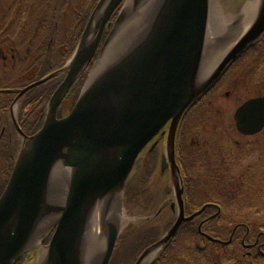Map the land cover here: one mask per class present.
<instances>
[{
    "label": "water",
    "instance_id": "1",
    "mask_svg": "<svg viewBox=\"0 0 264 264\" xmlns=\"http://www.w3.org/2000/svg\"><path fill=\"white\" fill-rule=\"evenodd\" d=\"M105 1L99 0L96 4L67 63L27 86L17 96L52 76L65 74L49 99L41 128L30 136L19 131L22 142L0 195V264H15L31 252L30 240L40 233L38 226L44 223L39 214L45 177L51 165L70 168L71 173L62 205L58 211L57 208L51 211L52 216L55 215L47 229L52 234L45 247V264H74L83 221L97 205L103 207L105 214L112 203L119 206L116 198L122 203L124 185L137 156L165 125H168L166 155L161 156L160 169L164 171L170 166L178 213L168 231L148 246L134 264L150 263L152 259L148 262L146 259L152 252L158 254L183 222L194 220L208 206L188 216L184 213L183 187L174 151L177 126L184 113L224 69L264 32V0L249 28L211 69L201 72V76L198 72L204 50L207 0H165L162 17L141 49L104 71L90 84L88 80L71 111L57 118L59 104L94 56L103 29L122 0H111L98 18ZM90 34L94 37L87 42ZM233 118L242 134L251 135L261 130L264 96L242 103ZM164 134L162 130L161 136ZM119 223H109L107 231L105 226V242L96 264H108Z\"/></svg>",
    "mask_w": 264,
    "mask_h": 264
},
{
    "label": "rangeland",
    "instance_id": "2",
    "mask_svg": "<svg viewBox=\"0 0 264 264\" xmlns=\"http://www.w3.org/2000/svg\"><path fill=\"white\" fill-rule=\"evenodd\" d=\"M13 1L0 0V52L2 51L3 54L8 57L10 47H14L17 50V55L14 53L15 57L13 61H22L25 56L29 58L32 55L31 51L28 52L26 44L30 43V47L35 48L36 42L38 43L40 35H42L37 28L39 26V21L44 17L50 22L49 15L51 14L45 12L46 7L44 5L41 7L42 9L39 8V0ZM43 1L46 3L47 0H41V2ZM78 1L80 2V0H75L77 5H79ZM137 1L138 2L122 0L114 10L104 27L105 30L102 32L99 48H97L92 60L89 61L87 66L83 69L81 76L72 86L75 94L81 81L82 90L85 83L89 80L90 75H93L100 66L102 67L104 61L109 62L113 59L111 49L112 45H114L113 39L115 35L122 31L126 24H129L132 16L137 13L139 8H145L147 6H145L141 0ZM248 2L249 0H215L212 6V10L214 8V11H212L211 15L214 19L221 20L220 24H225V26L227 25L229 28L231 27V29H233L234 24L239 19V15H241L240 11ZM62 3L59 4V8H61L63 12L61 13V17L56 15L57 18L55 20L58 22H54V25L59 24L58 29L64 33L69 27L68 16L70 15L71 7L73 8V3L71 0H62ZM77 5H74V9L81 11V7ZM232 20L235 22H232ZM2 30H4L6 34H3ZM83 30L84 28L81 31V35ZM93 37L94 35L90 34L89 42H91ZM25 41L26 44H24ZM7 59L10 60V58ZM0 60L2 61L1 57ZM59 65L62 66L63 64ZM239 66L240 64L237 67ZM237 67H235L232 73H227V76L225 73L223 79L220 80L219 84L221 85L219 88L214 90L208 98H205L203 103L197 107L196 110L188 114L187 118L185 117V125L184 127L182 126L184 139L182 140L181 148L176 150L175 155L176 160L181 157L180 164L179 160L176 161V164L179 168L180 179H182L181 186L184 188V201L186 199L187 188L184 182L186 178L183 170L184 166L187 168V174L190 175L188 178L191 179L189 188L192 189V194L200 197V199L206 194L214 193L219 186L223 185L229 190L228 195L238 193L240 190L249 187L250 183L253 187L256 182L262 185L260 189L264 190V132L247 136L242 135L235 129L233 120L234 111L239 105L251 98L264 96V81L259 82L258 80L252 83L243 82L242 77H244V72L240 69L236 71ZM2 71L3 70L0 69V81L2 78ZM99 71L100 68L98 69V72ZM61 80L62 76L60 77V81ZM3 82L4 80L2 79L0 82L1 87H3L1 84ZM39 87H41V85H39ZM48 88L46 90H48ZM81 90L79 88L78 94ZM30 91H28V94ZM71 103H73V100L72 97H69L64 105H61L60 109L63 114L70 107ZM18 105H20V103ZM36 106H38L37 103L32 104L28 111H35ZM6 135L5 133L0 134V136L4 138ZM17 138H19V136H17ZM160 140L159 144L156 145L152 142V147H149L153 149H149L150 151L148 150L138 158L139 160L136 164L140 166L137 167L136 165L135 171L131 173L129 178V183H131L130 187L132 185L136 187L138 184H141V194L140 191H137L139 194L138 202H127L126 199L123 198L122 203H120L118 198L115 199V202L119 205L118 209L122 212V215L128 217V220L125 221L123 225L119 223L121 226H119L114 250L108 264H134L142 253V250L146 248L143 245L152 238L157 237V240L160 239L175 221L178 211L174 197L172 175L169 166L164 171L160 169L161 156L166 155L164 146L165 139L161 138ZM13 149L14 146L9 150V156H11ZM180 152L182 153L179 157ZM15 153L16 152H14V155ZM154 158L156 161L152 162ZM181 162L182 164L185 162V165H181ZM5 177H2L3 180ZM252 187L249 188V191ZM1 191L2 189L0 188V192ZM57 204H61V202H57ZM57 206L58 211L60 205ZM112 206L110 208H112ZM110 208L108 212L105 214L102 213L98 218L100 220L99 225L103 224L104 228L106 225H109V219L107 218L109 212L113 210H110ZM215 213L216 210L209 213V215ZM53 216H47L48 218H45L44 223L38 226L40 232L39 239L33 242L31 247L32 250L29 252L30 254L24 258L22 257L17 264H38L39 255L46 249L47 239L43 244H41V242L46 234L48 235L51 233V230L49 232L47 229L53 221ZM246 222H248L250 226L253 224L255 226L257 225L256 220H248ZM217 227H219V224L216 225V228ZM105 229L107 231L108 227ZM233 233H235V230H233ZM177 240L179 244L186 239L180 236ZM243 240L244 239L238 238L234 245L225 249L227 252L225 261L220 255H217V252L214 254V252L209 251L210 254L208 253L206 257H203L204 262H206V264H239V262L241 264H247L242 254H237L236 252L240 248L242 242L246 244V240ZM197 241L202 248L206 244L205 240L200 238ZM102 242V244H104L105 235L103 236ZM187 243H189V240H187ZM176 250V248H173L170 255L176 253ZM101 252L102 251H100L99 254ZM161 252L162 250L159 251L148 264H152L157 257L159 258ZM99 254L97 255V260L100 257ZM236 254L237 256H235ZM232 258H235L238 262H234L235 259ZM158 264H168V261H161Z\"/></svg>",
    "mask_w": 264,
    "mask_h": 264
},
{
    "label": "trees",
    "instance_id": "3",
    "mask_svg": "<svg viewBox=\"0 0 264 264\" xmlns=\"http://www.w3.org/2000/svg\"><path fill=\"white\" fill-rule=\"evenodd\" d=\"M13 1V0H11ZM73 3V8L71 7L69 18V27L68 29L62 33L58 29V25H54V22H58L55 20L57 17H61V13L63 10L59 8V4L62 3V0H47L41 2L39 0L38 6L40 9L43 7V5L46 7V13H50L49 19L50 22L43 17L39 21V26L37 27L39 31L42 33L40 35V38L38 40V43L36 42L35 48L30 47V43L26 44V41L24 44H26V47L29 51H31V54H33L36 50H41L39 47H46L48 44L52 46H56L58 48V52L54 55L58 56V59H56V64L53 65V67H49L46 65L45 67H40L38 69L33 70L34 77L36 80L40 79L44 75L48 74L50 71H53L57 68H59L61 65L64 64L66 60L70 57V55L73 53L75 46L78 42V39L81 35V31L84 28L88 16L90 12L92 11L93 7L95 6L96 2L98 0H80L79 5L75 3V0H71ZM14 2V1H13ZM63 5V3H62ZM81 7V11L74 9L75 6ZM67 10H69L67 7H65ZM66 13V12H65ZM66 15V14H64ZM55 20V21H54ZM68 21V20H67ZM3 34L4 30H2ZM47 36V37H46ZM8 37V36H6ZM46 37V38H45ZM52 39V41H50ZM20 43V42H19ZM16 47V46H15ZM28 51V52H29ZM47 60H52L53 53L50 50L46 52ZM240 64L239 67H237ZM240 69L244 73V77H242L243 82H256L259 80V82H263L264 80V34L258 38L257 41L250 47H248L245 52L241 55V57L229 68L226 72L232 73L234 69ZM225 76V75H224ZM256 79V80H255ZM14 83V82H12ZM28 84L26 82L24 85ZM81 88L82 81L79 83ZM13 85V84H12ZM221 85V84H220ZM7 86V85H6ZM8 86L10 84L8 83ZM55 86V85H54ZM45 84L41 85V87H36L30 91L29 94H27V101L29 103H32L34 98L40 97V100L43 104L47 103L48 97L50 95V89L48 91L44 90ZM79 88L76 92V95L78 94ZM216 88H219L216 87ZM216 88L213 89L211 94L216 90ZM75 95V96H76ZM6 99V98H5ZM75 99V98H74ZM7 99V103H8ZM200 103V104H199ZM196 106H194L185 116L183 121L180 123V126L177 131L176 135V150L180 149L182 146V140L184 139L183 136V127L185 125V117L187 118L188 114H191L194 110L197 109L202 103L199 102ZM27 103H25L26 105ZM34 107V106H33ZM32 107V108H33ZM31 108V109H32ZM185 120V121H184ZM41 125V121L37 123L35 126V130L39 128ZM183 126V127H182ZM34 130V131H35ZM32 132H28L27 134H32ZM11 150V149H10ZM18 146L17 144L14 145V149L12 150L11 156H9V152L6 154L7 158L9 159V166L12 165L14 160V152H17ZM182 152L179 153V157ZM16 154V153H15ZM181 157L179 158V164H180ZM155 158L152 159V162H155ZM138 162V161H137ZM181 165H185V162ZM138 165L137 167H139ZM184 173L186 175L185 178V184H186V199H185V211L187 213L194 212L195 210H198L201 208L204 204L212 203L217 204L220 208L221 212L218 214L214 219L206 222L202 229L205 233L212 236L213 238L227 240L231 237V242L228 244H220L217 242H213L206 237L202 236L198 230H197V221L195 222H186L183 223L175 236L170 240L169 244L162 250L161 255L159 258L157 257L152 264H158L161 261H168V264H206L204 262L203 257H206L207 254L212 251L214 254L220 255V257L225 261V258L227 256L226 248L231 247L236 242V239H242L245 237L246 230H250V237L249 235H246L245 240L247 242L250 241L251 238L255 237L256 234L259 232H264V190L260 189L262 185L259 183H255L253 185L250 183V186L240 190L238 193H232L228 195L229 190L226 189V187L219 186L214 193L206 194L205 196L200 197L195 196L192 194V189L189 188V184L191 179L188 177L190 176L187 174V168L183 167ZM148 176V174H147ZM144 177V176H143ZM7 180V177L4 179L2 183L5 185V182ZM259 184V185H258ZM131 183H129V180L127 182V185L125 187V199L127 202H138V192L140 191V194L142 190L140 189L141 184H138L136 187L133 185L130 187ZM221 185V184H220ZM258 185V186H257ZM252 187L249 191V188ZM257 187V188H255ZM249 191V192H248ZM216 209L213 207L207 208L201 215V218H206L209 216V213L212 211H215ZM211 215V214H210ZM248 220H256L257 225H249ZM260 220V221H259ZM225 222V223H223ZM259 223V225H258ZM219 224V227L216 228V225ZM222 225V226H221ZM233 230H235V233H233ZM243 235V236H242ZM185 238L186 240H183V242L178 244V238L179 237ZM250 239H249V238ZM202 239L205 240V246L202 248L198 244V241ZM258 238V237H257ZM264 239L263 237H261ZM157 240V237L150 239L146 244L143 246L146 247L149 244L153 243ZM187 240H189V243H187ZM240 244V248L236 251L237 254H242V257L244 258L245 263L247 264H264V256L261 255L259 251H253L251 255L247 254L248 249H245ZM173 248H176V253L173 255H170V252ZM242 251H241V250ZM237 254L235 256H237ZM235 259V258H232ZM238 262V260H234V262ZM239 264H241L239 262Z\"/></svg>",
    "mask_w": 264,
    "mask_h": 264
},
{
    "label": "bare ground",
    "instance_id": "4",
    "mask_svg": "<svg viewBox=\"0 0 264 264\" xmlns=\"http://www.w3.org/2000/svg\"><path fill=\"white\" fill-rule=\"evenodd\" d=\"M105 1V0H104ZM111 0H106L100 9L98 18L103 15L105 10L108 8ZM143 1L145 8H139L137 13L132 16L129 24H126L124 29L120 31L114 37V45H112V60L103 62L104 67L100 66L98 69L90 75L89 83L94 81L97 77L104 73V71L110 69L113 65L122 63L124 60L135 54L144 42L147 40L149 34H151L153 28L157 25L162 17L163 4L165 0H141ZM215 0H207L206 5V20L204 30V41H203V54L200 64V70L198 75L201 76V72L205 73L211 69L212 65L215 64L219 59L222 58L228 51V49L239 40L243 33L253 23L255 16L259 13L263 0H249L247 5L240 11L238 21L234 24L233 29L225 24H220L221 20L214 19L211 15L213 2ZM128 10V9H127ZM232 22H235L232 20ZM80 39V37H79ZM78 39V40H79ZM102 39V37H101ZM89 42V40L87 41ZM255 40L252 42L254 43ZM112 43V42H111ZM90 45V44H89ZM100 46V41L97 48ZM111 46V45H110ZM92 60V58H91ZM90 60V61H91ZM89 63V62H88ZM102 68V69H101ZM234 116V115H233ZM235 124V121H234ZM21 132L27 136L30 134ZM153 142V139L150 141ZM149 142V143H150ZM148 143V144H149ZM148 144L144 148L148 147ZM144 153H141V155ZM140 155V153H139ZM70 168H58L56 165H51L48 169L47 175L44 182V192L42 198V207L40 208L41 214L39 217L41 220L51 217L52 208H58L57 205H62L64 201V195L66 191L67 181L70 176ZM56 202V205H55ZM61 202V204H57ZM113 209V210H112ZM112 210L109 212L108 218L109 223L120 222L121 225L128 220V217L122 215V212L118 209V206L113 203ZM109 210V211H110ZM106 209L104 210V212ZM103 213V207L97 205L93 211H91L88 220H84L82 223L81 239L78 243L76 250V257L74 258V264H96L97 255L103 249V236L105 235L104 225H99L100 220L98 219L100 214ZM47 217V218H48ZM39 239V234L36 233L30 240L31 246L33 242ZM46 249L39 255L38 264L46 263ZM156 251L152 252L146 261H150L154 258Z\"/></svg>",
    "mask_w": 264,
    "mask_h": 264
},
{
    "label": "flooded vegetation",
    "instance_id": "5",
    "mask_svg": "<svg viewBox=\"0 0 264 264\" xmlns=\"http://www.w3.org/2000/svg\"><path fill=\"white\" fill-rule=\"evenodd\" d=\"M50 41H52V39ZM39 48L41 50H36L29 58L25 56L24 58L25 60L23 59L22 61L21 60L13 61L15 54L17 55V50L14 47H10L9 49L10 52H9L8 57L5 56L2 51L0 52V57L2 59V61L0 60V64H1L0 69L3 70L1 73L2 75L1 81L3 79L4 80L3 84L7 85V86L0 87V90H13L14 91L11 93H4V92L0 93V133L7 134L5 138L0 136V175H1V178L5 177L6 172H7L6 170V165L8 163V158L6 155L7 152H9L12 146L19 143V138H17V136H19L18 131H17L18 128L24 131L25 133H28V132H32L35 130V126L37 125L38 122L41 121V124L43 123L47 103L43 104L40 100V97L34 98L33 102L29 103L27 101V94H24L19 99L20 105H18V109L16 112L18 128L15 126V124H13V121L11 118V105L18 91L26 87L27 85L35 82L36 80L35 78H33L34 77L33 70L35 72L36 69L42 66L45 67L46 65H48L49 67H53V65L56 64V59H58V56L54 55L58 52V48L56 46L51 47L48 44L45 48L41 46ZM50 49L53 53L52 60H47L46 57L48 56L46 55V52ZM7 58H10V60H8ZM26 82H28V84L24 85ZM8 83L10 84V86H8ZM59 83H60V77L59 78L57 77V78H52L48 80L44 84H45L46 89L50 86L48 89H51L50 91V95H51V93L59 85ZM75 95L76 94L73 89H70L68 91L65 99L58 107V111H57L58 118L62 117L63 115H66L69 112V109L72 103L64 114L63 112H61V109H60L61 105L63 106L69 97H72V100H74V97L76 98ZM7 99L9 101L8 103H7ZM25 103L27 104L25 105ZM35 103L38 104V106H36L35 108L36 110L28 111L30 110V107L32 106V104H35ZM30 112H34V113H30ZM38 129L39 128H37L34 132H36ZM248 235L250 237L251 235L250 230H249ZM261 237L264 238V232H259L258 234L255 235V237L251 239L249 238L250 239L249 242H246L248 243L246 245H251L250 248L248 249L249 255H251L252 252L255 250V251H259L261 255L264 256V239H262Z\"/></svg>",
    "mask_w": 264,
    "mask_h": 264
}]
</instances>
